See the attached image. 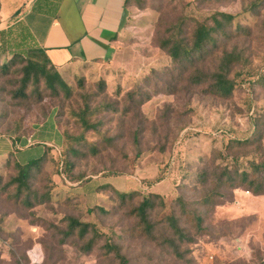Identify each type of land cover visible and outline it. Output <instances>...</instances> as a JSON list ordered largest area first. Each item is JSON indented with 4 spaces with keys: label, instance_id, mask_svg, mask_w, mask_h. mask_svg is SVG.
<instances>
[{
    "label": "rangeland",
    "instance_id": "374dc122",
    "mask_svg": "<svg viewBox=\"0 0 264 264\" xmlns=\"http://www.w3.org/2000/svg\"><path fill=\"white\" fill-rule=\"evenodd\" d=\"M260 1L257 15L247 9L256 0H135L126 8L114 61L72 69L64 77L68 92L60 90L56 97L40 89L38 105V93L31 90L28 101L14 97L16 66L0 75L1 134L20 125V135H26L50 108L58 112L56 123L63 134L61 158L48 157L42 170L53 183L52 205L20 206L2 189L15 170L6 162L0 165V264H118L110 245L128 264H264V196L249 192L244 197L245 188L220 189V199L199 206L217 191L225 170L257 172L264 179V86L257 84L264 75ZM215 13L234 17L232 39L220 44L238 48L247 60L233 70L240 77L228 100L186 88L187 77L177 78L158 43L177 27L181 31L176 33L190 40L195 24L210 25ZM237 27L249 30V38L236 36ZM211 61L204 66L212 67ZM65 161L70 176L82 179L67 180ZM156 168L162 178L157 194L194 244L177 243L176 251L170 247V231L156 224L159 203L150 217L152 237L129 215L138 201L119 207L116 198L105 203L110 193L96 198L105 214L88 212L93 208L90 197L63 204L77 185L91 178L94 185L103 177H131L137 184V174H144L136 190L146 194L155 185ZM193 210L203 219L200 233L186 216ZM65 218L91 225L83 240L77 233L67 236ZM89 241L94 245L84 253ZM240 244L245 252L238 250Z\"/></svg>",
    "mask_w": 264,
    "mask_h": 264
},
{
    "label": "trees",
    "instance_id": "16d2710c",
    "mask_svg": "<svg viewBox=\"0 0 264 264\" xmlns=\"http://www.w3.org/2000/svg\"><path fill=\"white\" fill-rule=\"evenodd\" d=\"M135 0H126L125 7ZM260 0H256L249 9L253 14H259ZM234 17L215 13L210 17V25L207 24H195L193 33L190 40L181 36L176 31H181L180 27L176 30H172L170 35L158 40L159 48L164 51L170 58L174 65V72H176L177 78L187 77L186 88L190 86L199 88L205 95L214 96L223 100L231 98L237 81L235 78L240 74L233 75V70L238 68L239 65L246 63L245 54L238 48L233 47L227 49L220 40L230 41L232 39V23ZM236 36L239 33L244 34L243 38H249V30L237 27ZM214 60V65L205 67L204 64L208 61ZM212 62V61H211ZM16 66L15 74L16 79L14 85L16 90L14 97L20 98L22 101H28V90H31L33 94L38 93V100L36 105L40 104L43 100L40 89L48 92L49 95L58 96L59 91H67V85L64 77L56 70L51 64L50 60L46 56L45 52L38 48H29L20 53H13L6 56L4 60L0 61V75L7 76L10 68ZM232 74V77H231ZM178 82V81H177ZM258 85L264 86V75H262L257 82ZM179 86V83H177ZM149 101V98L145 102ZM52 110L50 108L45 114L44 120L48 117ZM58 117V112H55V120ZM21 126L17 125L13 131H10L7 137H13L15 140H19ZM63 136V134H62ZM61 158V154L53 147H45L43 155L37 159L27 162L26 164H19L14 155L10 154L4 160L8 168L12 167L15 170V175L10 177L4 184L3 191L12 198L14 197L19 205L26 209H33L34 207L42 205H52L51 202V188L53 187L52 180L46 179L43 176V166L48 157L57 155ZM5 165V166H6ZM255 166L254 168H258ZM63 171L66 174L67 180L70 183H76L82 178L70 176L69 162L63 163ZM160 171V170H159ZM89 180V179H87ZM86 180V181H87ZM162 181L160 172L158 177L154 180V184H158ZM47 183V184H46ZM217 191L211 193L204 199L200 200L199 206H205L215 199L218 200L222 197L220 189H226L233 191L237 188H245L247 192H251L254 197L264 196V179L258 176L257 172L250 175L246 171L238 172L234 170L230 172L225 170L224 174L217 180ZM1 184V182H0ZM37 189V187H39ZM98 193H110L111 197L106 199L105 203L112 202L115 198L120 202L119 207H124L129 202L138 201L136 206L130 209L129 215L138 219L137 226L143 229V233L147 237H152L153 225L151 224V213L157 208L159 203L160 212L156 213V224L164 225L172 235V240L169 241L170 247L175 251L178 249L177 243L194 244L193 240H190L186 230L180 226V220L176 217L173 209L167 207L160 197V194L154 192H148L144 194L140 191H133L128 193L115 192L109 186H102L97 189ZM146 195V196H143ZM78 199L74 196L67 198L63 201L64 206H69L70 202H74ZM182 205V203H180ZM93 209L105 214L106 212L101 206H94L89 209L90 212ZM188 219L192 218L196 224V230L201 232V225L203 219L200 215L196 214V210L186 215ZM64 221L68 223L67 236L72 237L76 233L80 238L85 237L90 224L81 222L73 218H65ZM94 245L93 241H89L83 246L84 253H89ZM108 250L114 252L115 258L118 264H128L127 259L120 254L118 248L109 246Z\"/></svg>",
    "mask_w": 264,
    "mask_h": 264
},
{
    "label": "crops",
    "instance_id": "0c3cea01",
    "mask_svg": "<svg viewBox=\"0 0 264 264\" xmlns=\"http://www.w3.org/2000/svg\"><path fill=\"white\" fill-rule=\"evenodd\" d=\"M118 0H0V61L13 53L29 48L45 52L51 64L63 76L82 65L108 64L119 53L118 27L121 12ZM126 3V0H125ZM124 3V9L126 10ZM55 110L41 123L31 125L19 140L0 133V165L13 154L23 165L39 159L45 147L59 151L63 136L56 120ZM143 173V171L141 170ZM156 168L154 175H158ZM103 177L96 185L93 179L80 183L72 193L81 199L90 197L92 206L96 198L108 197L97 189L109 186L115 192L128 193L141 188V178ZM155 184L149 192L157 193ZM90 208V207H89Z\"/></svg>",
    "mask_w": 264,
    "mask_h": 264
},
{
    "label": "water",
    "instance_id": "95a60500",
    "mask_svg": "<svg viewBox=\"0 0 264 264\" xmlns=\"http://www.w3.org/2000/svg\"><path fill=\"white\" fill-rule=\"evenodd\" d=\"M124 3H125V0H118V2H117V7L119 8V10L121 12L120 18L118 20L119 21L118 27H122L124 20H125L126 10L124 9Z\"/></svg>",
    "mask_w": 264,
    "mask_h": 264
},
{
    "label": "built area",
    "instance_id": "2783aa9c",
    "mask_svg": "<svg viewBox=\"0 0 264 264\" xmlns=\"http://www.w3.org/2000/svg\"><path fill=\"white\" fill-rule=\"evenodd\" d=\"M242 194H243L244 197H246V196L249 195V192H247V191H243ZM238 250H239L240 252H245V251H246L245 247H243L241 244L238 245ZM209 259H210V260H213L212 257H210Z\"/></svg>",
    "mask_w": 264,
    "mask_h": 264
}]
</instances>
